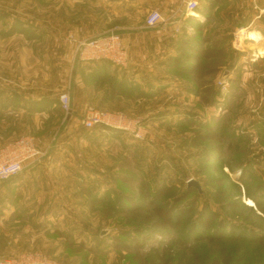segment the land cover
<instances>
[{"label": "rangeland", "instance_id": "374dc122", "mask_svg": "<svg viewBox=\"0 0 264 264\" xmlns=\"http://www.w3.org/2000/svg\"><path fill=\"white\" fill-rule=\"evenodd\" d=\"M69 8H72L74 15L88 12L87 7L77 9L76 3L69 4L66 0H0V84L67 83L66 77L51 72L57 71L58 65L45 56L42 40L30 43L29 36L44 33L46 26H49L54 32L67 35L72 42L71 38L75 34L72 26L67 23ZM12 28L16 31L12 32ZM236 42L232 43L233 48L240 49L242 42L239 48ZM257 53L262 54L260 56L264 58V52ZM76 54L80 57L77 46ZM256 58L258 57L254 56L250 59ZM235 59L236 54L232 51L227 57L228 65L233 64ZM224 72L218 73L214 80L217 97L211 105H204L198 94H195L196 99L191 97V100H185V97L181 96L180 108L185 112L187 107H190L191 116L195 114V117H198L194 124L188 122V117L182 116L174 128L162 127L159 124L149 126L135 113L105 109L124 113L133 124L140 121L142 136L134 137L122 131L114 136L99 135L95 138L99 143L94 144L92 140L83 138V131L87 128L78 123L71 122L68 125L70 134L61 133L60 129L66 127V113L62 110L58 116L51 114L47 117L41 114L43 111L37 114H17L16 110L0 114V147L24 135H33L41 146L47 145L51 140L52 144L68 146V151L65 149V157L83 162L86 172L91 173L88 168H94L95 174L104 175L103 177L111 174L133 175L138 180H147L150 183L175 182L176 188L171 197L164 196L168 200L173 199L172 195L183 194L188 182L194 179L201 184L203 191L188 198L195 199V208L185 215L178 230L150 233L151 239L145 244L143 252L147 253L152 246L160 249L169 247V253L172 254L171 264H210L220 256L222 249H228L234 258L248 252L246 260L241 264H264V244L253 237L239 231L234 237L210 241L204 236L203 226L197 223L201 208L206 204L209 209L219 212L230 222L234 221L242 226H264V201L258 205V197H249L246 192L248 186L252 189L259 185L264 187V72L262 70L257 73L261 78H256L258 82L255 81V84H232L227 79L229 73ZM183 77L181 80L184 82L189 78L188 75ZM220 81L227 84L221 85ZM168 95L167 99L172 94ZM4 108H7V105L0 101V112H4ZM206 123H211L216 128L224 144L223 157L213 161L205 160L203 153L218 141L193 142L196 135L208 131ZM39 127L44 129L39 131ZM120 136L123 138H119ZM45 151L46 159L50 155ZM58 155V160L63 161L62 154ZM235 160L245 166L243 180L240 178L242 166L230 167L231 161ZM76 185L72 184L70 188L77 190L76 198L65 202V205L69 206L68 214L44 218H14V215L9 216L10 213L2 215L3 203L8 206L6 198L11 196L12 190L0 186V231L9 230L6 236L9 247L4 245L3 239L1 240L6 249L4 257L24 252H42L55 264H138L132 259L133 240L127 238V242L133 246L131 251H121L111 245V236L118 234L126 226L141 224L151 206L142 208L135 220L125 212L111 211L110 214L108 208L103 210L101 205H89L87 211L81 213L82 209L78 210V204L87 200V197L80 186ZM100 186L101 190L108 187L115 193L121 189L123 194L131 193L136 198H141L136 190H130L127 185L120 181L117 183L115 179L110 186ZM64 189L67 190L66 185ZM215 193L219 200L215 199ZM164 198L160 202H163ZM187 202L186 207H189V201ZM192 227L196 229L194 232L191 231ZM27 228L35 230L23 234V241L28 240L27 248L13 250L15 247L10 246L12 236L14 233L21 235L22 232L19 231H25ZM103 230L106 231L104 235ZM143 235L134 233L139 239H142ZM100 237L103 238L99 239ZM108 244L111 246L107 247ZM10 250L14 253H9Z\"/></svg>", "mask_w": 264, "mask_h": 264}, {"label": "crops", "instance_id": "0c3cea01", "mask_svg": "<svg viewBox=\"0 0 264 264\" xmlns=\"http://www.w3.org/2000/svg\"><path fill=\"white\" fill-rule=\"evenodd\" d=\"M182 1L66 0L69 4L76 3L77 9H88V12L76 15L72 8L68 9L67 23L72 26L77 40L105 34L117 28L128 48V64L118 66L107 60H82L77 57V45L70 42L67 35L58 34L46 26L44 33L29 36V41L33 43L38 39L42 40L45 56L58 65L57 71L51 72L66 77L67 83L0 84V101L7 105L0 114L17 110V114H37L43 111L41 114L46 117L51 114L58 116L63 111L59 107V94L68 90L72 99L71 112L65 115L66 127L60 129L61 133L70 134L68 125L71 122L83 126L82 116L90 104L104 109L135 113L149 126L159 124L174 128L182 116H196L194 113L191 116L190 107L185 112L180 108L181 96L185 100H191V97L196 99V95L181 80L173 63V59L180 58V39L185 32L191 34L196 25L205 26V33H211L213 39H224L231 44L236 59L231 70L224 69L230 75L228 81L232 84L258 82L256 78L260 79L261 76L257 73L262 70L264 72L261 69L264 68V58L257 53L264 52V13H260L264 9V0H198L206 11L201 13L204 16L201 20L186 17ZM152 10H159L166 18L165 22L153 28L147 27L145 23ZM62 22H65L64 19ZM252 33L256 37L251 36ZM240 39L241 48H233L232 43ZM254 56L261 59L251 60ZM233 75H236L235 78ZM262 79L264 81V77ZM170 93L172 95L167 99ZM97 128L84 130L83 138L97 144L98 140L95 138L99 135H117L101 127ZM42 129L44 128H38L39 131ZM37 143L49 152L50 157H44L41 162L27 166L12 180L0 182V186L12 190L11 196L6 198L8 206L3 203L2 215L10 213L9 216L14 215V218L67 215L69 206L65 202L74 200L78 193L77 190L70 189L72 184L80 186L87 197V200L78 204V210L82 209L81 213L87 211L89 205L99 207L93 204L94 200L110 190L108 187L101 190L100 185L110 186L114 182L115 174H108L109 178L103 177L102 174L96 175L94 168H88L91 173L86 172L83 162H75L65 157L68 146L52 144L51 140L43 146L40 142ZM59 153L64 157L63 161L58 160ZM65 185L67 190L64 189ZM8 231H0V258L6 254L1 240L3 239L5 246L9 245L6 237ZM30 231L35 230L27 228L19 231L22 232L21 235L12 232L14 235L10 246L15 247L13 250L27 248L28 240L23 241V234ZM10 251L9 253H14Z\"/></svg>", "mask_w": 264, "mask_h": 264}, {"label": "trees", "instance_id": "16d2710c", "mask_svg": "<svg viewBox=\"0 0 264 264\" xmlns=\"http://www.w3.org/2000/svg\"><path fill=\"white\" fill-rule=\"evenodd\" d=\"M199 11L201 13L206 12L201 5ZM15 31V28H12V32ZM185 33L180 39V58L173 59L175 69L180 78L188 75L189 78L185 82L189 86V90L196 95L198 94L204 105H211L214 98L217 97V91L214 90L213 86L216 76L225 68L231 70L235 65L234 62L228 65L227 61V57L232 53L231 44H228L227 40L224 39H213L214 36L211 33L204 32L203 25H196L194 31L189 35ZM197 118L192 116L188 122L194 124L197 122ZM205 126L208 131L196 135L193 142H198L199 140L218 141L217 144L206 150L203 156L207 161H213L215 158L220 159L224 155V144L221 142V137L211 123H206ZM101 128L117 134L122 132L106 126ZM234 165L242 166L240 178L243 180L245 176L244 164L237 160L231 161L230 167H234ZM114 179L117 183L120 181L127 185L130 190H136L141 198H136L131 193L123 194L121 189H119V192L115 191V193L113 190H107L101 198L94 200V205H101L103 210L107 207L109 213L111 211L129 213L134 220L142 208H148V206H151V208H148L141 224L126 226L118 234L111 236L113 239L111 245L116 250L131 251L133 246L127 242V238H131L134 243L132 259L138 264H171L172 254L169 253V247L160 249L157 246H152L147 253L143 252V248L151 239L150 233L156 234L158 231L178 230L185 215L195 208V199L191 198L189 200L188 198L192 195V197H195L196 193L201 194L203 191L200 192L195 186L187 184V189L183 194L172 195L173 199L168 200L164 196L172 194L176 188L175 182L170 184L157 181L150 183L147 180H138L133 175H115ZM246 192L249 197H258L256 200L258 205H261L262 200L264 201L263 185L253 189L248 186ZM216 195L217 193H215V197ZM163 198V202H160ZM215 199L219 200L218 197ZM187 200L190 204L189 207H186L188 205V202L186 203ZM197 223L203 226L204 236L210 241L234 237L237 232L241 231L243 234L245 233L259 243L264 244V226H242L237 222H230L223 218L219 212L209 209L206 204L201 208ZM195 230L192 227L191 231L194 232ZM134 233L144 234L143 238L139 239L134 236ZM102 238L100 237V239ZM111 245L108 244L107 247ZM247 254L248 252L239 254L234 258L232 252L228 251V249H222L220 256L213 259L210 264H241L246 260Z\"/></svg>", "mask_w": 264, "mask_h": 264}, {"label": "built area", "instance_id": "2783aa9c", "mask_svg": "<svg viewBox=\"0 0 264 264\" xmlns=\"http://www.w3.org/2000/svg\"><path fill=\"white\" fill-rule=\"evenodd\" d=\"M182 3L186 17L200 20L204 18L199 11L198 0H183ZM260 13L263 14L264 9L260 10ZM165 21L166 18L159 10H152L147 15L145 23L147 27L153 28ZM71 41L76 43L82 60H107L118 66H126L129 62L128 48L117 28L85 40H77L72 36ZM240 41L241 39L236 42L238 48ZM220 84L227 83L220 81ZM58 100L61 109L69 114L72 105L70 92L68 90L61 92ZM82 124L87 129L106 126L134 137L142 136L140 121L133 124L122 112H111L92 104L87 106L82 116ZM45 156L46 151L39 147L33 135H24L3 145L0 147V182L17 177L27 166L41 162ZM0 264H55V262L42 252H24L16 256L0 258Z\"/></svg>", "mask_w": 264, "mask_h": 264}, {"label": "water", "instance_id": "95a60500", "mask_svg": "<svg viewBox=\"0 0 264 264\" xmlns=\"http://www.w3.org/2000/svg\"><path fill=\"white\" fill-rule=\"evenodd\" d=\"M227 73L228 72H225V74H227ZM188 185L189 186H195L200 192H202L201 184L198 181L192 179V180H190L188 182ZM104 234H106V231L105 230L102 231V235H104Z\"/></svg>", "mask_w": 264, "mask_h": 264}, {"label": "bare ground", "instance_id": "6f19581e", "mask_svg": "<svg viewBox=\"0 0 264 264\" xmlns=\"http://www.w3.org/2000/svg\"><path fill=\"white\" fill-rule=\"evenodd\" d=\"M251 36H253V37H256V34L252 33V35H251Z\"/></svg>", "mask_w": 264, "mask_h": 264}]
</instances>
